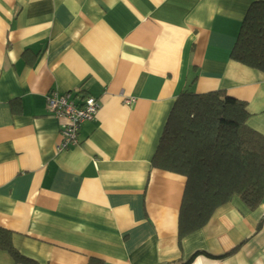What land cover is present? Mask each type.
I'll return each instance as SVG.
<instances>
[{
	"label": "crops",
	"instance_id": "crops-1",
	"mask_svg": "<svg viewBox=\"0 0 264 264\" xmlns=\"http://www.w3.org/2000/svg\"><path fill=\"white\" fill-rule=\"evenodd\" d=\"M264 0H0V228L34 264H264V199L179 240L186 179L153 166L181 92L225 90L264 135V73L232 59ZM100 109L60 151L52 92ZM130 101V102H127ZM0 264H23L0 249Z\"/></svg>",
	"mask_w": 264,
	"mask_h": 264
},
{
	"label": "trees",
	"instance_id": "trees-1",
	"mask_svg": "<svg viewBox=\"0 0 264 264\" xmlns=\"http://www.w3.org/2000/svg\"><path fill=\"white\" fill-rule=\"evenodd\" d=\"M232 59L264 73V1L248 8ZM247 103L225 90L177 97L153 158V166L186 179L179 240L202 230L215 212L238 197L249 209L264 199V135L248 123ZM11 231L0 228V249L23 264ZM89 264H103L91 261Z\"/></svg>",
	"mask_w": 264,
	"mask_h": 264
},
{
	"label": "built area",
	"instance_id": "built-area-1",
	"mask_svg": "<svg viewBox=\"0 0 264 264\" xmlns=\"http://www.w3.org/2000/svg\"><path fill=\"white\" fill-rule=\"evenodd\" d=\"M46 105L51 116L66 120L62 129L63 140L58 146L60 151L80 143L82 125L95 119L100 109L99 100L93 96L58 91H52L46 96Z\"/></svg>",
	"mask_w": 264,
	"mask_h": 264
}]
</instances>
